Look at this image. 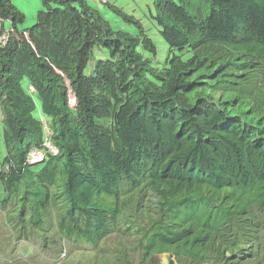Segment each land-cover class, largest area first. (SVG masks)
Masks as SVG:
<instances>
[{
    "label": "trees",
    "instance_id": "obj_1",
    "mask_svg": "<svg viewBox=\"0 0 264 264\" xmlns=\"http://www.w3.org/2000/svg\"><path fill=\"white\" fill-rule=\"evenodd\" d=\"M39 1L21 30L24 13L0 0V248L84 242L108 264L95 247L136 232L177 264H200L210 237L216 264L263 258L264 0H152L163 67L110 0ZM96 48L106 57L86 75ZM36 148L42 166L28 164ZM11 253L0 264H23Z\"/></svg>",
    "mask_w": 264,
    "mask_h": 264
},
{
    "label": "clouds",
    "instance_id": "obj_2",
    "mask_svg": "<svg viewBox=\"0 0 264 264\" xmlns=\"http://www.w3.org/2000/svg\"><path fill=\"white\" fill-rule=\"evenodd\" d=\"M3 30L7 31L5 27L2 25V22L0 20V43H2L5 40L6 34L3 32ZM69 104L71 107L75 106V98L73 96H69ZM43 127L46 130L45 138L43 141L42 146H44V149L49 151V153H52L54 155L58 154L57 148L52 144L51 136L52 133L47 127L46 120L42 119ZM43 148H36L29 152L28 154V164H41L44 162L45 159V150ZM47 158V157H46ZM260 234V233H259ZM1 237V236H0ZM115 237L116 242H111V238ZM109 237L108 239H104L103 243H99L97 247V250L102 248V253L104 254L103 257L107 260L108 264H164V260L161 262L162 258H170L173 261V255H167L168 253L163 254H157L154 253L151 248H147L146 241L142 240V235L136 232L132 233H117L114 236ZM1 239V238H0ZM257 241V240H255ZM103 244V246H101ZM75 245H81L84 247H89L92 249V252L88 250H79L76 252V254H79L81 256V259L85 262L83 264H98L95 260L96 255L101 254L100 251L95 252V249L91 247L90 245L84 243V242H76ZM207 248L205 250V255L201 257L198 261H200V264H206V263H213L216 264L217 261H219L217 258H221L216 255L217 250L214 249L212 243H211V237L207 241ZM246 245V244H245ZM258 245V244H257ZM68 247L66 243H63V250L57 251V250H46L42 249L39 245L32 244L25 240H20L16 242V244L12 247L0 248V250L3 251L5 257H1L2 259H9L11 261V258L8 257L9 255V249H11V257H13L15 254V250L18 249L19 254L15 255V260L17 263L22 262L23 264H41L44 263V259L48 261L49 259H52L56 261L57 264H69V260L73 258V252L75 247ZM259 248L264 252V248L260 245H258ZM65 248H72V253L69 252L68 254H65ZM109 248L111 250L109 251ZM47 252V255L45 256H38L41 255L43 252ZM59 253V254H58ZM58 254V255H56ZM1 255V253H0ZM101 257V256H100ZM188 260V259H187ZM189 262H192L188 260ZM12 262V261H11ZM89 262V263H87ZM197 262V261H196ZM251 263V262H250ZM249 263V264H250ZM49 264V263H48ZM54 264V263H52ZM175 264L176 261H175ZM253 264H264V257L255 261Z\"/></svg>",
    "mask_w": 264,
    "mask_h": 264
},
{
    "label": "rangeland",
    "instance_id": "obj_3",
    "mask_svg": "<svg viewBox=\"0 0 264 264\" xmlns=\"http://www.w3.org/2000/svg\"><path fill=\"white\" fill-rule=\"evenodd\" d=\"M12 4H14L16 7L19 8L20 11H22L25 15V21L20 25V29L29 28L32 27L36 23L37 13L40 11V1L39 0H10ZM93 7L99 9L101 13L103 14L104 18L109 22L110 26L114 30H121L128 32L132 35L138 34V28L135 24L132 22L124 21L120 16L115 14L113 11L108 9L107 5L102 3H94L89 1ZM110 3H114L117 7L121 8L123 12H125L128 15L133 16L136 20L140 22L143 29L145 30L147 36L153 41V43L156 46L157 53L155 56L154 64L158 67H163L165 64V61L168 57V45L164 41V39L159 34V30L157 26L155 25L153 19L151 18V15L153 14V4L152 0H110ZM10 23L5 22L4 27L6 30L9 29ZM146 56H150L148 52L144 53ZM98 57H106V53L101 48H96L93 57L91 58V61L88 63L87 68L85 69V74H89L93 67H94V60ZM1 118L2 115L0 113V135L2 134V124H1ZM0 142H2V135L0 137ZM44 163V162H43ZM41 163V166L44 165ZM40 164H38L39 166ZM111 242L115 243L116 238L112 237ZM21 249L20 247L18 248ZM65 254H68L72 251V248H65ZM79 250H88L92 252V249L89 247H84L81 245H78L75 247L73 252V258L69 260V264H81V256L79 254H76ZM111 248H109V251ZM1 257H5L2 250H0ZM72 253V252H71ZM47 255V252H43L41 255L38 256H45ZM165 261L164 264H173L170 262V258H162V261ZM44 263L41 264H57L56 261L49 259L46 261L44 259Z\"/></svg>",
    "mask_w": 264,
    "mask_h": 264
},
{
    "label": "bare ground",
    "instance_id": "obj_4",
    "mask_svg": "<svg viewBox=\"0 0 264 264\" xmlns=\"http://www.w3.org/2000/svg\"><path fill=\"white\" fill-rule=\"evenodd\" d=\"M15 252H16V254H19L18 249H16ZM16 254H15V255H16Z\"/></svg>",
    "mask_w": 264,
    "mask_h": 264
}]
</instances>
